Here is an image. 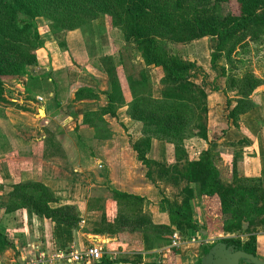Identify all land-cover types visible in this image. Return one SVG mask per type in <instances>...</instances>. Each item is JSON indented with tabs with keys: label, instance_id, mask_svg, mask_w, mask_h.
I'll return each instance as SVG.
<instances>
[{
	"label": "crops",
	"instance_id": "1",
	"mask_svg": "<svg viewBox=\"0 0 264 264\" xmlns=\"http://www.w3.org/2000/svg\"><path fill=\"white\" fill-rule=\"evenodd\" d=\"M44 34L40 33L43 44L36 50L37 62L28 66L25 75L6 83L5 102L0 104V227L6 233V237L0 235V264H78L70 260L71 255L91 245L102 247L103 259L108 264H231L223 239L237 235L225 232L223 220L218 230L210 228V212L223 215L217 195L195 199L194 220L199 229L182 231L171 222L163 201L178 198L175 187L164 189L159 182L149 180L146 167L132 148V141L144 135L141 123L128 111L133 95L127 77L123 79L118 74L125 102L116 104L110 111L108 76L99 67L87 66L91 59L86 57L84 46L76 56L71 41L67 50L60 46L49 27ZM70 51L76 57L75 62ZM187 55L186 58L200 63V57L192 59ZM83 62L86 65L80 66ZM205 80L210 96L214 86L208 84L207 77ZM156 81L157 77L152 76L153 85ZM215 84L223 86L222 80H216ZM255 94L259 95L257 90ZM227 98L232 100L233 108L238 96H230L228 92ZM252 100L255 105L261 103V98ZM222 109L215 104L209 110L208 140L191 138L194 144L202 146L197 155L210 145L218 147L226 141L234 150L230 159L236 157L239 177L264 179L263 113L258 119L255 114L259 115V108L250 115L242 114L237 126ZM244 119L253 123L250 134L244 131ZM48 132L60 146L56 154L50 151ZM233 133L236 139L230 142ZM161 142L152 141L150 158L163 160L157 157ZM167 146L168 149L170 145ZM229 162L225 158L222 163L224 175L226 170H231L228 180L232 175ZM26 180L39 181L52 190L56 198L50 203L53 208L68 204L84 206L82 210L78 207L79 227L58 225L28 208L6 213L13 185ZM113 189L144 198L143 213L153 222L150 230L124 228L115 234L101 231L100 206L112 201V219L118 214ZM92 202H96L95 208L89 209ZM201 210L205 213L206 228L201 227ZM92 218L96 219L94 223L86 225ZM253 234L256 255L264 261V226ZM241 239L242 243L248 242L249 234L241 235ZM240 264L253 263L241 259Z\"/></svg>",
	"mask_w": 264,
	"mask_h": 264
},
{
	"label": "trees",
	"instance_id": "2",
	"mask_svg": "<svg viewBox=\"0 0 264 264\" xmlns=\"http://www.w3.org/2000/svg\"><path fill=\"white\" fill-rule=\"evenodd\" d=\"M230 1L0 0V104L5 100L2 76L25 75L28 66L37 62L36 50L43 44L36 21L38 17H45L51 22L52 32L60 46L67 50L70 48L68 40L59 39V33L82 29L87 36L84 42L89 46L88 39L92 42V51H88L89 55L86 53L90 59L95 56L92 22L102 14L108 15L112 26L121 29L126 40L135 44L146 67L138 73L139 78L133 74L127 76L133 95L128 111L141 123L144 135L131 144L137 158L146 167L149 180L154 183L168 182L181 189L176 195L177 199L166 198L163 201L171 222L182 231L199 229L194 220L195 199L217 195L225 216V232L237 235L224 238V242L235 250L256 254V236L253 233L264 226V179L239 177L235 156L230 159L231 178L226 179L221 154L211 145L194 157L188 152V139L208 140L210 96L206 89L207 82L201 84L196 81L205 67L186 58V54L182 56L165 46L216 37L218 49L211 55L210 63L211 68L215 69L218 59L225 53L226 44L230 46L226 52L229 56L242 41L264 37V0H235L237 9H228L223 13V3L229 4ZM88 45L84 44L85 50ZM72 57L75 62L76 57ZM98 60L94 66L108 76L110 90L107 95L111 111L116 104L125 102L122 86L114 57L100 56ZM151 66L162 74L159 78L162 86L159 97L153 94L151 73L147 69ZM225 72L224 65L221 75L225 76ZM262 82L251 71L241 77L230 75L224 93L228 97V91L237 92L238 98L233 108L232 100L227 98L225 108L221 110L229 121L233 120L234 124L239 125L240 115L253 105L251 93ZM212 86L216 90L215 85ZM47 134L50 151L56 154L60 146L52 133ZM154 139L170 145L167 150L171 156L168 159L158 160L148 156ZM113 192L118 214L112 219L106 213L105 206H100L103 210L101 231L115 234L128 226L133 231L150 230L153 222L143 213L144 198L117 189H113ZM55 199L52 190L43 183L26 180L13 185L5 212L28 208L39 217L51 219L58 225L78 228L81 221L78 207L68 204L53 208L50 203ZM95 203H90L89 209L95 208ZM243 234H249L246 243H242ZM0 235L6 237L2 227ZM104 259L97 264H108V260Z\"/></svg>",
	"mask_w": 264,
	"mask_h": 264
},
{
	"label": "rangeland",
	"instance_id": "3",
	"mask_svg": "<svg viewBox=\"0 0 264 264\" xmlns=\"http://www.w3.org/2000/svg\"><path fill=\"white\" fill-rule=\"evenodd\" d=\"M232 8L237 9V3L235 0H231L229 4L223 3L222 5L223 13L228 12V9L231 10ZM36 21L38 22L39 30L41 31V32L39 31V33H41L42 36H45L44 30L48 31V27L51 30L50 28L51 22L47 18L42 17V16L38 17ZM58 36H59V39H61L62 41L64 39L71 41V46L75 54L77 53L79 54L78 50H80V47L84 46V44L88 45L86 42H84L87 36L86 34L84 35V31L82 29L74 30V31H67L66 33H59ZM92 36L94 39L93 52L95 53V56L90 58L91 62L89 61V63H87V66L88 64L92 66L98 63L99 62L98 58L100 56L111 55L115 59L117 75L121 74L123 79L125 78V76L127 77L129 74H133L135 78H139L138 73L140 72V70L146 69L143 59L141 57V53L135 49L136 48L135 44H132L126 40L124 33L122 32L121 29L115 28L112 26L111 18L108 15L102 14L100 15V17L95 23H92ZM76 38L79 39V42L77 43L75 42ZM89 41L90 39H88V43L90 44V46L89 45L88 47L86 46L87 50L85 51V55L86 53L87 55H89L88 51L90 50L92 51V48H91L92 42H89ZM194 42H197V43L193 44ZM194 42L171 43L169 45L166 44L165 46L169 47V49L172 51L180 53L182 56H184L185 54L186 55L189 54L187 56H192V59H194L195 57L201 58L200 63L205 68L203 69V71L199 72L200 74L197 76L196 81L199 83L202 82L201 84H204L206 82L205 78L207 77L208 84L215 85L216 90H214V93L210 95L211 97L209 98V105L211 107L215 104L221 105L222 108L225 107V101L227 100V95H225L224 89H226V85L228 84L230 75H237L241 77L244 73L251 71L258 77H261L263 81L262 84H264V37L258 40L246 39L242 41L239 45H237L236 49L233 50L229 56L226 52L228 51L230 46L229 44H226L227 46L226 48H224L225 53H223V56H221L218 59V62H217L218 67L215 69L211 68L210 63H211V55L217 52V49H218L217 45L219 43L218 39L216 37L210 36V37H205L201 40L194 41ZM83 57L86 58L85 56ZM79 59L80 57L78 58V61ZM192 61H195V60H192ZM197 63L200 64L199 62ZM83 64L86 65V62L81 63L80 66ZM224 65H227V71L225 72V76L221 75V68ZM147 69L151 73V78L152 76L154 77L156 76L158 79V83L156 81V83H154L155 85H153V89H154L153 94L154 96H156L158 94V90L162 88L159 82V78L162 77V74L160 73V70L155 68L154 66L148 67ZM2 79L4 81V89H5L6 87L5 85L10 84V81L11 79H14V76L3 75ZM216 80L218 81L222 80L223 86L217 87L215 84ZM256 90H257V94H259L258 96L255 94ZM228 92L230 96H236L237 94V92L234 93V91L232 92L228 91ZM157 97H159V95ZM251 97L252 99L256 98L257 100H260L261 98V103H259L258 105H255V102L252 100L253 105L250 106L251 108L248 107L249 109L245 113V115L246 116L250 115V112H255L256 109L259 108V111L261 112H259V115L255 114L256 116L255 118L258 119L259 116H261V113H263V116H264V85L260 86L259 89H255L251 93L250 98ZM3 102H5V100ZM244 121H246V123H244V131L250 134L251 125H253V123L249 119H244ZM215 133L216 135H218L217 132ZM231 136H233L232 139H231ZM230 139H231L230 142L235 140L236 139L235 134L230 135ZM160 141L162 142H161V145L158 146L157 157H159L160 159H168V156L170 157L171 155L168 154L167 152V144L163 140H160ZM193 141L194 140L192 139H188L186 141L188 150L190 151V154L192 157L196 156L197 153L202 148L201 144H198V143L194 144ZM203 146H205V144H203ZM213 148L215 151L220 150V153L222 152L220 156L224 160L225 158L230 160V158L232 157L233 151H234L232 147L229 146V143L226 144V141L225 143L221 144V146H218V147L217 145H213ZM230 174H231V170L230 169L226 170L225 177L226 178L229 177ZM160 184L164 186V189L167 186L168 187L171 186L170 183L164 182V181H160ZM173 189L176 195L180 193L181 189L179 187H175ZM104 206H105L106 213L108 215H112L113 202L112 201L105 202ZM82 207L84 208V206ZM82 207L81 208L79 207V208L82 210ZM201 212L203 213L202 214L203 225H201V227L206 228L205 213L203 212V210H201ZM100 215H101V212H100ZM88 217L91 218L92 216L90 215ZM208 217H209V222H210V228H216V230H218L219 227H221V224L225 219V216L222 214L220 215L219 212L217 213V211L215 213L210 212ZM95 220L96 219L94 218L89 219L86 225L88 223H91V224L94 223ZM89 227H94V226L90 225ZM127 228L129 229L130 226L126 227V229Z\"/></svg>",
	"mask_w": 264,
	"mask_h": 264
},
{
	"label": "built area",
	"instance_id": "4",
	"mask_svg": "<svg viewBox=\"0 0 264 264\" xmlns=\"http://www.w3.org/2000/svg\"><path fill=\"white\" fill-rule=\"evenodd\" d=\"M177 245V242H174ZM104 258V252L101 246L91 245L81 251L73 253L70 257L71 261L78 264H97Z\"/></svg>",
	"mask_w": 264,
	"mask_h": 264
},
{
	"label": "water",
	"instance_id": "5",
	"mask_svg": "<svg viewBox=\"0 0 264 264\" xmlns=\"http://www.w3.org/2000/svg\"><path fill=\"white\" fill-rule=\"evenodd\" d=\"M226 247L229 251L228 253L230 255L231 264H240L241 259H246L253 264H264V261L261 260L256 254L247 252L245 250H235L233 246H228L227 244Z\"/></svg>",
	"mask_w": 264,
	"mask_h": 264
}]
</instances>
